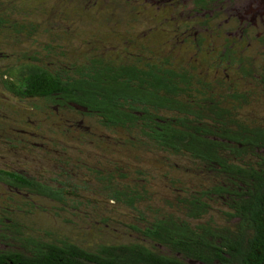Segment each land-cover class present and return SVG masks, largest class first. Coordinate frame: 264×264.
Wrapping results in <instances>:
<instances>
[{"label": "trees", "instance_id": "obj_1", "mask_svg": "<svg viewBox=\"0 0 264 264\" xmlns=\"http://www.w3.org/2000/svg\"><path fill=\"white\" fill-rule=\"evenodd\" d=\"M173 2L0 0V264H264V14Z\"/></svg>", "mask_w": 264, "mask_h": 264}, {"label": "rangeland", "instance_id": "obj_2", "mask_svg": "<svg viewBox=\"0 0 264 264\" xmlns=\"http://www.w3.org/2000/svg\"><path fill=\"white\" fill-rule=\"evenodd\" d=\"M154 3H157V0H153ZM174 7L175 10H182L181 14L178 12L179 16L187 17L188 15V9L191 5V0H174ZM236 15H238L239 18L243 20H251L252 18L256 17V22L258 23V26L256 28L257 31L262 30L263 25L260 21V12L264 14V0H238V4L236 5Z\"/></svg>", "mask_w": 264, "mask_h": 264}]
</instances>
